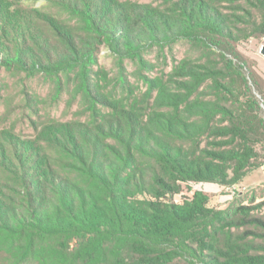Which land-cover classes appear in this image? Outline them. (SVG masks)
<instances>
[{"label": "trees", "instance_id": "16d2710c", "mask_svg": "<svg viewBox=\"0 0 264 264\" xmlns=\"http://www.w3.org/2000/svg\"><path fill=\"white\" fill-rule=\"evenodd\" d=\"M49 2L0 18V68L72 85L86 118L0 136V264H264V214L192 188L264 166V76L239 51L264 39V0ZM181 41L195 56L153 74L146 52Z\"/></svg>", "mask_w": 264, "mask_h": 264}, {"label": "rangeland", "instance_id": "374dc122", "mask_svg": "<svg viewBox=\"0 0 264 264\" xmlns=\"http://www.w3.org/2000/svg\"><path fill=\"white\" fill-rule=\"evenodd\" d=\"M142 3H150L153 0H133ZM2 3L0 18L15 14L29 16L37 11H46L49 0H0ZM1 6V4H0ZM55 11V8H52ZM264 44L263 38H251L239 45V51L245 62L264 76V55L261 47ZM146 57L156 63V71L159 73L163 68L170 70L173 65V57L181 59L186 55L195 56L192 46L181 41L167 46L165 51L153 47L146 52ZM99 65L107 76H104L105 85L108 88L115 86L119 73L117 57L106 47H101L97 52ZM167 61L169 66H166ZM126 74L135 86L137 94L145 91L146 87L136 74L137 64L132 60H125ZM72 85L59 96L56 95L51 82L43 76H30L23 72L8 71L0 68V136L9 135L15 143L36 141L37 128L40 130L46 126L49 119L67 121L70 119L86 116L80 106V98L72 99ZM257 186L256 188H253ZM228 187L230 189H228ZM194 189L210 190L211 207H224L234 203L255 205V213L264 214V166L253 170L246 175L242 181L230 186L211 187L210 184H193ZM188 193H191L190 191ZM180 199V197H178Z\"/></svg>", "mask_w": 264, "mask_h": 264}, {"label": "water", "instance_id": "95a60500", "mask_svg": "<svg viewBox=\"0 0 264 264\" xmlns=\"http://www.w3.org/2000/svg\"><path fill=\"white\" fill-rule=\"evenodd\" d=\"M261 53L264 55V44L261 47Z\"/></svg>", "mask_w": 264, "mask_h": 264}, {"label": "crops", "instance_id": "0c3cea01", "mask_svg": "<svg viewBox=\"0 0 264 264\" xmlns=\"http://www.w3.org/2000/svg\"><path fill=\"white\" fill-rule=\"evenodd\" d=\"M210 186L212 187H215L216 188V186H218L217 184H210Z\"/></svg>", "mask_w": 264, "mask_h": 264}, {"label": "built area", "instance_id": "2783aa9c", "mask_svg": "<svg viewBox=\"0 0 264 264\" xmlns=\"http://www.w3.org/2000/svg\"><path fill=\"white\" fill-rule=\"evenodd\" d=\"M228 189H230V188L228 187Z\"/></svg>", "mask_w": 264, "mask_h": 264}]
</instances>
